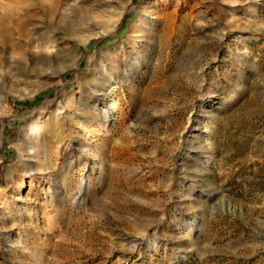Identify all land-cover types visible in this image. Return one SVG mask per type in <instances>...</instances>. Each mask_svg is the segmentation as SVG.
I'll use <instances>...</instances> for the list:
<instances>
[{"label":"rangeland","instance_id":"1","mask_svg":"<svg viewBox=\"0 0 264 264\" xmlns=\"http://www.w3.org/2000/svg\"><path fill=\"white\" fill-rule=\"evenodd\" d=\"M84 1L106 17L121 12L119 22L70 44L76 58L59 64L54 79L5 90L0 264H264V0ZM141 10L155 26L112 94L115 122L90 139L105 169L99 178L84 166L83 192L82 164L67 168L79 157L84 117L75 116L74 99L56 120L70 142L59 147L53 111L86 92L78 82L96 71L95 53L104 61L109 47L128 48ZM80 13L75 8L72 18ZM41 24L44 37L54 29ZM64 36L58 29L54 37L61 44ZM35 118L47 123V145L30 173L18 172L16 137ZM130 166L138 170L131 178ZM55 190L65 198H52Z\"/></svg>","mask_w":264,"mask_h":264},{"label":"bare ground","instance_id":"2","mask_svg":"<svg viewBox=\"0 0 264 264\" xmlns=\"http://www.w3.org/2000/svg\"><path fill=\"white\" fill-rule=\"evenodd\" d=\"M93 4L96 5L95 2ZM90 5L92 4L86 3L85 5L84 0H0V108L6 104V88L17 87L20 84L40 86L47 79H54L60 69L59 64L73 61L76 58V53L69 51L70 44L86 41L91 31L94 33L99 31L98 27L111 26L114 28L119 22L121 12H112L106 17L102 10L94 11ZM235 7L236 5L231 4V11L236 10ZM75 8H81V13L79 18L73 19L72 13ZM100 9H104V6ZM147 12L150 11H139L131 21L127 39L133 42L129 44L128 48L124 47L122 43L109 47L103 51V54L108 57L104 61L101 59L102 54L95 53L94 67L96 71L84 81L85 86L82 84L83 81L78 82L80 88L86 89V92L80 91L82 93L80 96H76L74 93L66 105L58 103L56 110L53 111L56 119H51L53 128L50 132L57 136L55 140L59 147L68 146L70 142L64 141L62 127L58 126L56 120L60 116L66 117L61 113L69 111L73 106L74 99L77 110L74 112L75 116L84 117V119H78L80 121L78 124L82 126L84 132L82 137L76 138L75 148L79 157L74 161H69V166L67 165V169L71 170L76 163L82 164L83 167L78 173L80 191L84 192L85 186L88 185L84 166L90 165L97 177L103 176L105 169L103 156L95 146L90 151V139L97 132L100 133L99 127L109 128L115 122L116 118H114L113 112L117 108L118 99L112 94L123 88L126 83L123 82L124 69H127L135 59L139 58L140 52L146 46V44L144 45L147 41L146 38L155 26L151 21L154 15L150 16L151 12ZM156 16L161 19L164 15L157 14ZM42 22H46L48 25L51 23L50 27L54 22V29H51L45 37L40 30ZM161 26V35H164L167 28L164 17L161 19ZM58 29L65 31L61 44L54 37ZM86 31L89 33L87 34ZM119 51L123 52V59L116 62ZM111 65H114V68H111ZM83 95L86 96V100L83 99ZM83 102L85 103L83 104ZM46 124V122H39L35 118L17 135L16 141H18L17 146L20 150L19 160L16 164L18 172L23 170L27 171L24 173H30L38 153H41V150L47 145V141L42 140L44 135L42 131L47 129ZM73 136L71 137L74 138ZM137 171V168L130 166L126 168V176L134 177ZM8 176H10L9 171ZM130 178L128 179L131 180ZM10 180L11 178L6 179V183ZM20 187L19 181L16 190H19ZM210 191L211 189L207 190V192ZM204 193L202 194L204 195ZM61 194L63 191L55 190L52 198L59 196L60 199L65 198ZM148 229L155 232L158 229V224L153 222L148 225Z\"/></svg>","mask_w":264,"mask_h":264}]
</instances>
